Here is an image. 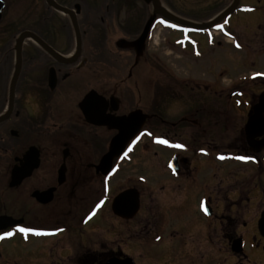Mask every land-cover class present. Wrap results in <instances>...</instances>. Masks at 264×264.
Instances as JSON below:
<instances>
[{"label":"flooded vegetation","instance_id":"obj_1","mask_svg":"<svg viewBox=\"0 0 264 264\" xmlns=\"http://www.w3.org/2000/svg\"><path fill=\"white\" fill-rule=\"evenodd\" d=\"M261 1L245 9L240 0L206 34L214 39L227 19L245 10L263 11ZM158 2L170 18L153 13V0H0V117L9 106L16 42L25 32L35 37L21 45L12 106L0 122V264H264V237L258 229L264 212V149L255 152L245 133L264 88L248 94L236 88L238 82L231 90L213 87L222 86V72L216 78L221 82H191L189 95L205 93L224 104L217 110L195 108L192 115L206 117L209 127L223 126L226 133L232 127V137L221 140L216 158L233 161L236 169L205 175L192 166L193 160L184 166V158L177 156L178 172L171 176L178 184L159 189L167 192L161 194L162 204L143 203L139 191L133 215L126 218L132 205L128 199L116 205L124 215L114 212V200L135 188L111 184L143 141L150 120L105 175L100 163L117 131L101 123H116L133 112L156 116L149 114L148 92L141 91L149 70L164 71L160 60L150 64L155 31L166 30L172 37L162 45L179 49L196 32L173 20L198 24L165 0ZM232 4L227 0L200 23L219 17ZM139 8L140 17L132 16ZM261 30L253 37L264 49ZM90 93L93 100L85 102ZM257 120L254 132L264 130V113ZM253 142L254 147L264 144V134ZM192 155L203 157L201 149ZM247 165L250 175L238 168ZM187 186L198 191L197 204ZM197 214L200 219H194Z\"/></svg>","mask_w":264,"mask_h":264},{"label":"rangeland","instance_id":"obj_2","mask_svg":"<svg viewBox=\"0 0 264 264\" xmlns=\"http://www.w3.org/2000/svg\"><path fill=\"white\" fill-rule=\"evenodd\" d=\"M165 2L170 7L174 5L180 15L190 16L198 24H202L200 22L212 16L213 11L220 10L222 3L227 0H165ZM255 6H258L255 0H242V8L252 9ZM259 8L263 11L245 10L243 15H233L227 19L226 26H222L223 33L214 34V39L203 33L187 35L188 39L182 41L179 49L167 44L162 45L164 39L168 40L172 37L166 30L155 31L149 51L154 64L151 61L150 64L154 66L156 60H160L164 71L159 74L156 66L154 70H149L150 72L146 74L147 83L141 91L148 92L149 114L155 113L156 116L153 118L148 116L150 121L145 127L143 141L133 149L130 161L120 165L111 186L117 189L134 187L142 194L143 203L156 205L162 204L161 194L167 193L159 191L161 187L170 189L177 187L178 183L171 175H175L178 171L175 173L169 168V163L175 156L184 158L183 161L180 160V164L184 166L193 160L192 166L198 167V171L205 175L210 172L216 175H228L226 171L232 173L236 169L237 165L233 161L217 162L216 158V154L222 151L221 140H229L232 137V127L228 126L226 133L223 126L209 127L206 117L192 115L195 108L210 106L217 110L224 104L222 101L209 98L205 93L190 96L189 86H193L192 83L196 82L198 85H211L212 81L218 80L216 78L222 72V86L215 84L212 85L213 87L224 86L231 90L238 82L236 88L248 94L262 91L264 49L260 45L261 42L253 36L257 33L258 27H262L259 34L264 33V0L261 1ZM139 11L140 8L131 15L138 13L137 17H140ZM180 36L182 38V34ZM211 41L213 46H210ZM215 43L219 44V47L215 46ZM143 80L146 82L145 78ZM188 81L190 83H184ZM3 90L4 84L1 83L0 92ZM161 101H163L161 105L157 106ZM144 125L145 122L141 130ZM196 149L202 150L203 157L192 155ZM210 150L214 152L212 158L206 157ZM238 168L244 175L252 174L248 170L250 168L248 165ZM187 171H191L189 167ZM218 181L219 178L216 184ZM187 187L193 193L191 196L193 204H197L198 191L196 193L192 186ZM261 187L264 188V177H261ZM198 214L194 219H200Z\"/></svg>","mask_w":264,"mask_h":264},{"label":"water","instance_id":"obj_3","mask_svg":"<svg viewBox=\"0 0 264 264\" xmlns=\"http://www.w3.org/2000/svg\"><path fill=\"white\" fill-rule=\"evenodd\" d=\"M239 1L240 0H233V4L213 22H209L205 24H195V23L186 22L182 20H173V19L171 20H173L176 24L190 28L192 30H195L198 32H206L212 29L218 23H220L223 19L231 15L236 10ZM153 13L158 14V15H162L163 13L166 14V12L160 7L158 0H153ZM167 18H170V17L167 15ZM29 38H32L35 40V37L33 35L25 32L19 36L16 42L17 43V47H16V55H17L16 58L17 59H16L15 68H14L13 78H12L10 89H9L10 99H9L8 112L12 106V102L14 98V90H15L18 75L20 72L21 45L24 42V40L29 39ZM49 85L51 86V78L49 81ZM92 93L89 94L85 102H87L88 100H93L94 94ZM100 100H102V102L105 101L104 98L102 97ZM253 112H254V116L249 118V121L247 122L245 126V133H246L247 140L251 148H253L255 152H260L261 150L264 149L263 142H261L260 146L254 147L253 145H255V143L253 141H254V137L264 134V130L259 131V132H254L252 128L256 122H260L259 120H257L259 115L264 113V94H262L259 97L258 103L253 107ZM6 116L1 117L0 122H2L6 118ZM148 118H149L148 116H142L140 112H133L127 117H122V118L117 119L116 123L115 122L101 123V126H107L109 130H116L118 132L117 135L111 140L108 152L102 158L101 163H100L99 168L104 175L109 172L111 165H112V161L118 158L122 154V152L124 151L128 143L141 131V128L145 120ZM261 122H263V120H261ZM263 124L264 122L262 123V126ZM170 168L174 171L178 170L176 158L171 162ZM124 199H128V203L132 204L131 209L128 211L129 214L126 213L125 211L116 209V205H118L119 203H122ZM139 199H140L139 193L134 189L123 192L113 202L114 212H117L118 214H123V215L126 213L127 215L126 218H129L131 214L133 215L137 211L138 205L140 203ZM205 210H206V213L209 214L207 211V208H205ZM258 229H259L260 235L264 237V212L261 214L260 220L258 222Z\"/></svg>","mask_w":264,"mask_h":264},{"label":"snow or ice","instance_id":"obj_4","mask_svg":"<svg viewBox=\"0 0 264 264\" xmlns=\"http://www.w3.org/2000/svg\"><path fill=\"white\" fill-rule=\"evenodd\" d=\"M19 231H21V232H26V231H28L27 229H19ZM6 235H11L10 233L9 234H6ZM3 237H0V239H2Z\"/></svg>","mask_w":264,"mask_h":264}]
</instances>
